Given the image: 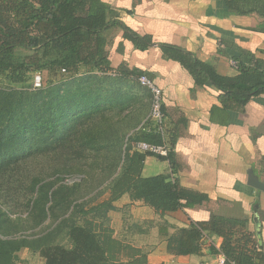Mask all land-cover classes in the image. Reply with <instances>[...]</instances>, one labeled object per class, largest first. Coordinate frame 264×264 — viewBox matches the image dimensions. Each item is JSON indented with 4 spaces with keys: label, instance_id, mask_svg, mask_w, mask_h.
Listing matches in <instances>:
<instances>
[{
    "label": "trees",
    "instance_id": "1",
    "mask_svg": "<svg viewBox=\"0 0 264 264\" xmlns=\"http://www.w3.org/2000/svg\"><path fill=\"white\" fill-rule=\"evenodd\" d=\"M216 3L217 10L228 16L260 18L263 23L257 30L264 33V0H216ZM120 12L132 14V11L116 8L103 0H0V77L18 86L26 85L34 73H46L49 85H57L76 79L81 68L120 79L137 81L143 75L150 77L148 72L128 68L125 64L116 70L112 67L110 52L116 38L113 30L118 28L122 38L131 42L136 50L145 52L156 46L165 60L179 63L196 86L217 89L221 109L214 107L213 117H220L221 112L238 116L252 100L264 96L263 58L247 50L231 54L237 63L238 74L225 76L214 64L200 60L191 51L157 43L153 36L137 33L122 20L118 15ZM119 50H123V44ZM46 86L42 82L39 87L34 84V89L0 86V174L30 156L25 147L32 139H41L43 144L49 140L61 143L63 137L58 138L54 130L62 127L59 131L62 135L87 112L99 108V145H102L100 150H107L104 156L109 166L103 168L111 181L102 192L106 198L102 204L90 210L80 206L81 209L76 211L87 214L99 210L105 214L126 195L132 202H141L160 214L194 209L210 202L208 195L184 187L171 175L143 176L145 161L150 156L168 161L173 173L178 172L180 167L174 151L179 138L176 129L167 127L168 157L140 152L133 149L134 143L162 145L164 138L157 132L155 123L142 126L145 119L138 128L126 126V120L132 114L121 115L127 111L129 106L123 107L128 103H119L122 106L118 105L119 112L107 114L108 108L113 112L114 94L105 97L108 89L100 86L99 94L82 105L83 112H79L76 109L80 100L74 95L66 96L61 89ZM51 121L59 125L56 127V122L51 125L50 138L47 127ZM136 121L131 124L135 126ZM32 183V193H41L39 202L34 203L35 220L40 225L47 218V212L40 204L45 205L50 198L55 200L66 188L53 191L54 184L38 186L40 182L35 178ZM0 184L8 187L2 189V193L9 194L10 183L4 184L0 180ZM3 205L0 203V264H13L24 249L39 253L45 264H108L107 251L99 233L92 227L79 225L74 213L63 219L54 233L18 239L10 238L16 231L11 229V220ZM254 208L264 221L259 204ZM64 229L72 245L70 248L55 241L56 233ZM214 237L221 238L222 243L219 248L213 244L210 251L213 255L223 256L226 264H264V247L257 234L249 229V220L225 218L215 213L206 222H193L189 227L177 228L173 234L167 233V252L174 256L202 255L204 242Z\"/></svg>",
    "mask_w": 264,
    "mask_h": 264
},
{
    "label": "crops",
    "instance_id": "2",
    "mask_svg": "<svg viewBox=\"0 0 264 264\" xmlns=\"http://www.w3.org/2000/svg\"><path fill=\"white\" fill-rule=\"evenodd\" d=\"M103 1L120 9L131 8L130 0ZM126 23L139 34L153 36L157 43L193 52L225 76L238 74L231 54L247 50L264 59V33L257 30L263 20L228 16L217 10L216 0H142ZM110 60L115 70L125 64L150 74L163 92L167 127L179 132L174 149L178 172L173 173L168 161L150 156L143 176L171 175L184 187L208 195L210 202L160 214L124 196L99 219V237L108 264H218L220 256L210 249L213 244L219 248L221 238L206 240L203 254L191 256L169 254L165 239L177 228L208 221L212 213L249 220V229L264 247V221L254 208L258 203L264 216V191L250 185L252 177L264 183V96L252 100L238 116L221 112L220 117H213L212 109H221L220 92L196 86L191 75L170 60L165 61L156 46L140 52L131 42L115 38ZM149 110L150 100L136 124L143 122Z\"/></svg>",
    "mask_w": 264,
    "mask_h": 264
},
{
    "label": "rangeland",
    "instance_id": "3",
    "mask_svg": "<svg viewBox=\"0 0 264 264\" xmlns=\"http://www.w3.org/2000/svg\"><path fill=\"white\" fill-rule=\"evenodd\" d=\"M118 1L123 2L124 0ZM141 1L130 0L131 8L123 9L133 13ZM118 15L123 21L126 19V22H128V17L131 16L121 12ZM126 24L131 27L128 23ZM131 28L133 29V27ZM113 32L116 33V38H122V32L118 28L113 30ZM122 40L124 39L122 38ZM159 51L161 52L160 49ZM169 62L177 64L178 68L182 69L178 63ZM80 73L82 74H80L81 77L78 76L76 79L63 81L57 83V85H49L46 73H34L31 76V80L24 86L11 85L7 78L0 77V86L15 89H34L36 76L41 75L43 86L48 83L45 88L61 89L60 92L66 96L74 95L78 101L80 100V106L76 109L79 112H83L84 107L82 108V105L91 100L93 96L99 94V86H101L108 89L104 93L105 97H112L114 94L113 112L112 108H108L109 110L105 112L113 115L119 112L118 105L121 102L123 104L128 103L123 107L127 108L129 106L127 111H124L121 116L132 115L126 120L125 125H130L134 128L140 126L139 124L134 126L131 123L137 120L138 115L144 110L145 104L147 106L149 103L151 92L148 88L145 87V90L139 82L137 83L138 80L120 79L119 77L115 78L106 75L100 76L99 72H90L85 68H81ZM30 86H33V88ZM119 107L122 106L120 105ZM53 116L55 118V114ZM55 122L52 123L51 121L47 127V133L50 138L52 135L49 129ZM58 125L56 122L55 126L57 127ZM60 130H62V127H58L53 133L58 138L63 137V142L52 143L49 140V143L43 144L41 139H32L31 144L25 147V152L30 156L21 159L20 163L0 174L2 183H10L9 194L6 192L2 193V189L8 187L0 184V203H4L3 208L8 212L11 220L10 227L16 231V234L10 236V238L32 239L48 232L54 233L59 230L60 222L72 216L73 213L75 214L73 215L74 219L79 225H87L99 233V219L103 217L104 211L97 210L87 214L76 211L81 209L80 206L84 210H90V208L98 206L99 202L105 198L102 192L111 181L105 176L103 168V166H109L104 156L107 150H100L102 145H99V108L83 115L80 120L70 125L66 131H63L65 134L62 133L60 135ZM34 178L39 180L40 184L38 186L54 184L53 191L59 190L61 187L66 188L64 191L62 190L55 200L50 198L45 205L40 204L47 212V218L40 225L35 220L37 212L34 208V203L36 200L39 202L41 193L38 194L36 192L34 194L31 191ZM32 197L33 201H30ZM39 209L40 207H38ZM55 241L68 248L72 246L67 238L65 229L56 233ZM13 264H45V261L39 253L24 249L13 260Z\"/></svg>",
    "mask_w": 264,
    "mask_h": 264
},
{
    "label": "built area",
    "instance_id": "4",
    "mask_svg": "<svg viewBox=\"0 0 264 264\" xmlns=\"http://www.w3.org/2000/svg\"><path fill=\"white\" fill-rule=\"evenodd\" d=\"M234 67H237L236 62H232ZM41 76H36L35 86H41ZM138 82L150 90L151 98V108L148 116L145 118L143 125L149 122L155 123L157 126V132L161 134L164 138V144L154 145L146 142H137L133 144V149L140 152L150 153L162 157H168L170 152V146L167 143V124L166 116L164 113V104H163V92L162 90L146 75H143L138 78ZM218 264H226V260L223 256L220 255Z\"/></svg>",
    "mask_w": 264,
    "mask_h": 264
},
{
    "label": "water",
    "instance_id": "5",
    "mask_svg": "<svg viewBox=\"0 0 264 264\" xmlns=\"http://www.w3.org/2000/svg\"><path fill=\"white\" fill-rule=\"evenodd\" d=\"M250 185L252 186V187H254L255 189H257V190H261V191H264V183H262L261 181H259L257 178H255V177H252L251 179H250ZM260 244H261V242H260ZM261 246H263L262 244H261Z\"/></svg>",
    "mask_w": 264,
    "mask_h": 264
}]
</instances>
